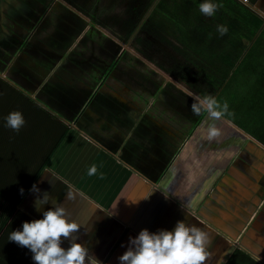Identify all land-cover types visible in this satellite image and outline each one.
Returning a JSON list of instances; mask_svg holds the SVG:
<instances>
[{"label": "crops", "instance_id": "1", "mask_svg": "<svg viewBox=\"0 0 264 264\" xmlns=\"http://www.w3.org/2000/svg\"><path fill=\"white\" fill-rule=\"evenodd\" d=\"M33 1L0 0V264H35L31 251L8 240L9 234L56 204L80 225L72 239L101 264H120L129 237L142 229L173 231L180 220L208 233L205 264H264V118L241 124L225 116L217 122L221 135L209 140L202 126L207 114L191 111L193 97L204 96L170 95L168 88L127 102L130 127L126 114L98 116V99L85 105L87 83L73 63V44L58 69L44 47L28 43V14L41 4ZM232 1L244 10L231 18L242 21L237 28L245 29L244 42L214 46L216 58L196 65L229 67L228 76L217 80L223 84L218 90L241 83V98L252 101L248 109L256 104V114L264 116V87L254 88L264 85V0ZM32 14H44L42 21L50 15ZM216 92L212 88L210 95ZM179 98L185 105L173 102ZM12 111L25 120L18 132L6 126ZM93 164L97 174L88 176ZM33 184L40 196H49L39 211ZM68 246L62 240L61 247Z\"/></svg>", "mask_w": 264, "mask_h": 264}, {"label": "rangeland", "instance_id": "2", "mask_svg": "<svg viewBox=\"0 0 264 264\" xmlns=\"http://www.w3.org/2000/svg\"><path fill=\"white\" fill-rule=\"evenodd\" d=\"M51 1L52 3L50 0L48 3L47 0L46 3H42L39 0L41 4L37 5L38 10L30 8L26 21L28 25L24 28L30 37L28 43L44 47L46 58L58 69L66 60L69 46L73 44V63L79 69L80 77L87 83L85 105L88 103L92 105L94 100L98 99L101 103L98 107L102 108L97 111L98 116L105 111L113 113L114 116H117L118 112L126 114L128 116L125 117L129 119L127 125L130 127L132 118L127 102L138 97L143 99L145 93L150 94L152 91L159 92L168 88L170 95L182 96L185 93L183 91H186L193 96L194 94L206 96L212 93V88L216 90L219 88L217 80L222 74L220 71L217 73V67L204 65L198 67L196 65L198 61L204 62L208 59L184 47L190 42L199 43L193 40L191 32L195 22L203 24L211 22L210 17L199 11L198 5L203 0H186L177 5L171 4V0ZM219 1L212 0L217 4ZM31 2L33 4L34 1ZM53 3L56 4V8ZM227 5L228 8L221 9L222 11L227 9L229 12H223L219 16L223 23L234 14L235 3L230 0ZM36 11L38 15L48 12L49 19L42 21L45 19L44 14L37 19L32 14ZM51 15L58 18L59 22ZM39 23L43 26L40 27ZM208 26L213 27L211 24ZM238 26L231 28L229 24L227 28L230 34L234 35L235 41L244 42L245 29L240 30ZM20 27L23 28L22 25ZM36 28L39 29L40 35L35 31ZM237 31L241 35H238ZM185 34H189L190 39L181 37ZM25 35L16 36L18 40H15L19 42ZM2 38L4 37L0 35L1 46L4 44ZM200 40L205 39L201 37ZM11 43L14 44L13 40ZM41 50L40 48L39 51ZM61 50L63 51L60 52ZM75 78L80 79L78 76ZM241 86V83L234 81L231 91L229 88L217 90L215 96L221 103L227 101L229 111L233 114L226 115L229 119L240 120L244 124L258 123L264 116L256 114L259 108L256 104L253 111L248 109V102L251 104L252 101H245L243 99L245 97L241 98L242 95H246V92L239 89ZM263 87L264 85L260 84L254 86L255 89ZM116 95L120 97L118 100L115 98ZM237 97L240 99L236 100ZM121 98L126 102L120 104ZM173 102L178 106L184 104L180 98ZM106 116L108 117V114ZM249 132L252 134V131ZM252 135L256 136V132L253 131Z\"/></svg>", "mask_w": 264, "mask_h": 264}, {"label": "clouds", "instance_id": "3", "mask_svg": "<svg viewBox=\"0 0 264 264\" xmlns=\"http://www.w3.org/2000/svg\"><path fill=\"white\" fill-rule=\"evenodd\" d=\"M222 5L212 0H203L198 5L199 11L212 17ZM217 31L221 36L228 32L224 25H218ZM191 111L199 116L207 114L202 126H206L207 138L214 140L221 135L217 122L226 115H233L229 111L227 101L221 103L212 95L203 98L193 97ZM6 119V126L18 132L25 124L24 117L19 111L10 112ZM97 166L91 165L87 170L88 176L97 174ZM102 178V176H101ZM37 193L34 207L39 211L43 205L49 203L47 192L39 195V189L33 184L30 189ZM21 195L23 189H20ZM66 199H75L72 190H67ZM42 219L24 222L22 230L10 232L8 240L21 247L28 248L32 253L35 264H101L85 244L72 239V234L80 230V225L68 219L66 208L56 204L43 211ZM62 240H67L69 246L61 247ZM209 235L195 224L188 225L183 220L177 221L173 231L160 229L155 233L142 229L136 237H129L127 250L118 257L120 264H205L209 258Z\"/></svg>", "mask_w": 264, "mask_h": 264}, {"label": "trees", "instance_id": "4", "mask_svg": "<svg viewBox=\"0 0 264 264\" xmlns=\"http://www.w3.org/2000/svg\"><path fill=\"white\" fill-rule=\"evenodd\" d=\"M230 2V0H220L219 4L222 5V7H220V9H218L215 14L213 15V18H209L211 22L209 23H201V22H195L192 26V31L189 28V30L192 32L193 34V40L194 41H198L199 43H187L184 45L185 48H189L194 52L200 53L202 54L205 58H207L208 60L212 61L214 58H216L217 53H215L213 51V47L211 45H215L216 47H220L221 45H233L235 42L234 40V35H232V33L230 34V31L228 30L227 34L224 36H221L219 34V32L217 31V26L218 25H224V26H228L229 24H231V28H234V26L236 25H240L243 24L241 23V20H233L232 22H230L232 19L229 18V20H227L226 22H222L221 18H219L220 14L223 12H229L227 9H225L224 11H222L221 8H228V3ZM217 3V2H216ZM235 3V2H234ZM230 7V6H229ZM239 12H236V11ZM233 10L234 14H240L242 13V11H244L240 5H238L237 3H235V9ZM236 17L235 15H233V18ZM240 22V23H239ZM208 24L213 25V27H209ZM183 29V27H182ZM187 33H189V31H186ZM183 35V33H182ZM181 37H185L187 39H190L189 34H185L184 36ZM189 37V38H188ZM204 38L205 40H200V38ZM226 42V43H225ZM192 44V45H191ZM169 45V44H168ZM196 45H201L200 48L201 50L198 51V48H196ZM205 45V46H204ZM171 46V45H169ZM222 53V52H219ZM226 55L229 53H225ZM219 69H217L218 71ZM230 68H220V73L222 74V77L225 78V76H228L229 72H230ZM218 73V72H217ZM221 76V75H220ZM220 86L219 88H221L223 86L222 83H218ZM223 88H227V86L225 85ZM216 90V89H215ZM218 90V89H217Z\"/></svg>", "mask_w": 264, "mask_h": 264}, {"label": "built area", "instance_id": "5", "mask_svg": "<svg viewBox=\"0 0 264 264\" xmlns=\"http://www.w3.org/2000/svg\"><path fill=\"white\" fill-rule=\"evenodd\" d=\"M243 3H245L246 2V0H241Z\"/></svg>", "mask_w": 264, "mask_h": 264}, {"label": "water", "instance_id": "6", "mask_svg": "<svg viewBox=\"0 0 264 264\" xmlns=\"http://www.w3.org/2000/svg\"><path fill=\"white\" fill-rule=\"evenodd\" d=\"M229 250H231V247L229 248Z\"/></svg>", "mask_w": 264, "mask_h": 264}]
</instances>
